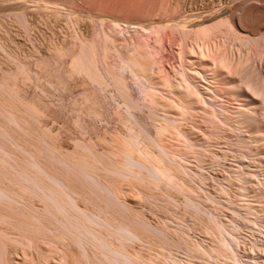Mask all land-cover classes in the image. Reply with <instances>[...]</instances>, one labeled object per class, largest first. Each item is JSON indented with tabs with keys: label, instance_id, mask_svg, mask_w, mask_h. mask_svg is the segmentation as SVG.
I'll return each mask as SVG.
<instances>
[{
	"label": "rangeland",
	"instance_id": "obj_1",
	"mask_svg": "<svg viewBox=\"0 0 264 264\" xmlns=\"http://www.w3.org/2000/svg\"><path fill=\"white\" fill-rule=\"evenodd\" d=\"M184 17L238 59V79L263 90L264 0H0V24L19 52L0 50V264H43L51 250L49 264H264V102L246 84L217 83L220 123L210 122L209 100L197 96L201 108L188 111L175 75ZM47 37L64 40L66 53L49 51ZM144 51H155L147 68L124 67ZM163 125L170 131L159 136ZM174 125L194 137L192 150ZM157 142L188 155L184 181L153 182ZM227 231L239 243L232 259L218 251Z\"/></svg>",
	"mask_w": 264,
	"mask_h": 264
},
{
	"label": "bare ground",
	"instance_id": "obj_2",
	"mask_svg": "<svg viewBox=\"0 0 264 264\" xmlns=\"http://www.w3.org/2000/svg\"><path fill=\"white\" fill-rule=\"evenodd\" d=\"M24 1V0H23ZM27 1V0H26ZM45 1V0H44ZM221 1V0H220ZM224 2H225V0H224ZM38 4V3H37ZM42 5V4H41ZM51 5V4H50ZM184 5V4H183ZM39 6V5H38ZM52 8V7H51ZM57 8V7H56ZM40 11V10H39ZM185 11H187V10H185ZM54 11H52V13H53ZM64 13V12H63ZM54 14V13H53ZM59 16V15H58ZM200 16V15H199ZM204 16V15H203ZM55 17V16H54ZM70 17V16H69ZM198 17V16H197ZM201 17V16H200ZM199 17V18H200ZM57 18V17H56ZM203 18V17H202ZM228 21V20H227ZM68 22V21H67ZM126 22H128V21H126ZM195 22V21H194ZM129 23V22H128ZM130 23H131V21H130ZM219 23V22H218ZM29 24V23H28ZM68 24V23H67ZM71 24H73V23H71ZM132 24V26L133 27H135V29L137 28V24L135 25V23H131ZM194 24V23H193ZM198 24V23H197ZM227 24V23H226ZM4 25V24H3ZM66 25V24H65ZM69 25V24H68ZM111 25H113V28L115 27H117L118 25H121V23H119V22H113V24H111ZM191 24H190V20H189V18L188 17H184V19H181L179 22H178V28H176V29H179V31H181L180 33L182 34V35H180L183 39H180V40H182L181 41V43H179V51H178V54H179V57H180V61H181V63H180V67L178 68L177 66V68H175L176 69V73H175V75L177 76V82L179 81V83L182 85V87L184 86L185 88H186V91L184 92V93H186V97H189V100L188 101H190V107H187V105H185V107L188 109V111L190 112V110L189 109H195V108H198V107H200V103L198 104V101L199 100H197L198 98H197V96L199 97V98H203L204 99V101L203 100H201L202 102V104H203V102H207L208 100L209 101H211L212 103L211 104H213L212 105V107H210L211 109L213 108V111L211 112V121L210 122H214V124H217V123H220L219 121L220 120H223V115H224V109H223V107H225V106H223L222 107V98H220L221 96H219L215 91H213L212 92V88L211 87H213L214 85H216L217 83H225V84H231V85H236V87L239 85V84H243V85H247L248 86V88L250 89L249 91H250V93H252L251 91H253L254 92V96H257V97H259V99L261 98L262 99V101L264 102V88H263V90L261 89H259V90H257L255 87H256V84H258L257 83V80L256 81H251V80H249L247 77H243V78H241V79H238L237 77H236V75H237V73L236 72H238V71H241V69H243V68H240L239 67V64L237 63V60L238 59H236L235 58V56H234V58L236 59V60H234L233 58H231L230 56H232V55H228L227 56V54L226 53H220L218 50H219V48L217 47H213V46H215L214 45V43H213V46L208 42L209 40L206 38V29H208V28H205L203 25L201 26V25H197V26H192L191 28H189V26H190ZM127 26H129L130 27V25H127ZM131 26V27H132ZM217 26V24L215 25V27ZM219 26H220V24H219ZM232 26V25H231ZM119 27V26H118ZM157 27H158V25H157ZM6 28V27H5ZM79 28V27H78ZM119 28H121V27H119ZM128 28V27H127ZM159 28V27H158ZM164 27H162V29H163ZM213 28V27H212ZM224 28V27H223ZM232 28V30H234L235 31V33H237V31H238V29H236L235 27H234V25L231 27ZM110 29V28H109ZM117 29V28H116ZM228 29V28H227ZM117 30H120V29H117ZM116 30V31H117ZM144 30V29H143ZM155 30H157V29H155ZM161 30V29H160ZM213 30V29H212ZM219 30V29H218ZM33 31V30H32ZM43 31V30H42ZM61 31V30H60ZM115 31V32H116ZM128 31V30H127ZM139 31V30H138ZM159 31V30H158ZM164 31V30H163ZM49 32V31H48ZM51 32V31H50ZM63 32H64V30H63ZM62 32V33H63ZM65 32H66V30H65ZM161 32V31H160ZM165 32V31H164ZM218 32V31H217ZM36 33V32H35ZM42 33V32H41ZM54 33V32H53ZM78 33H79V35H80V39H82V42H84V40L86 39V37H84V33L81 31V29L79 28V31H78ZM112 33H114V32H112ZM117 33V32H116ZM148 33V32H147ZM230 33V32H229ZM232 33H234V32H232ZM231 33V34H232ZM234 33V34H235ZM244 33V32H243ZM10 34V33H9ZM36 34H38V33H36ZM51 34V33H50ZM55 34V33H54ZM53 34V35H54ZM70 34V33H69ZM118 34H121V30H120V32L118 33ZM158 34V33H157ZM233 34V35H234ZM238 34H239V32H238ZM248 34V33H247ZM17 35V34H16ZM41 35V34H40ZM48 35V34H47ZM52 35V34H51ZM73 35V34H72ZM98 35V34H97ZM115 35V34H114ZM140 35V34H139ZM138 35V36H139ZM242 35V34H241ZM19 36V35H18ZM70 36H71V34H70ZM75 36V35H74ZM74 36H73V38H74ZM94 36V35H93ZM177 36V35H176ZM208 36H209V34H208ZM239 37L237 34L236 35H234V39L236 38L237 39V37ZM245 36V35H244ZM49 37V36H48ZM48 37H47V40L50 42V43H46V45L48 44V48H50V50L49 51H51L52 50V52L54 51V52H56V53H61V52H64L63 50L65 49V43H64V40H62V41H57V39H56V41H54V39H48ZM52 37V36H51ZM60 37V36H59ZM120 37V36H119ZM128 37V36H127ZM209 37H211V36H209ZM220 37V36H219ZM221 37H222V35H221ZM241 37V36H240ZM251 37V36H250ZM34 38V37H33ZM55 38V37H54ZM89 38V37H88ZM114 38H116V37H114ZM212 39H213V37H211ZM210 38V39H211ZM226 38V37H225ZM252 38V37H251ZM11 38H10V36L7 34V32H4L3 31V26H2V24H0V50L2 49H4L3 51H5V49H7L9 52H11V54L13 53L15 56H17V54L19 53V52H17V50H16V46H14L13 45V43H15L13 40H10ZM46 39V38H45ZM80 39H79V41H80ZM112 39H113V36H112ZM126 39V38H125ZM129 39V38H128ZM207 39V40H206ZM216 39V38H215ZM226 39H228V38H226ZM247 38H245V39H241L242 41H244V40H246ZM249 39V38H248ZM258 39V38H257ZM36 40V39H35ZM116 40H117V38H116ZM222 40V39H221ZM240 40V39H239ZM252 40H253V38H252ZM251 40V41H252ZM259 40V39H258ZM12 41H13V43H12ZM34 41V40H33ZM44 41V40H43ZM88 41H90V40H88ZM127 41V40H126ZM125 41V42H126ZM148 41V40H147ZM211 41V40H210ZM234 41V40H233ZM248 40H246V42H247ZM255 41V40H254ZM263 41V40H262ZM35 42V41H34ZM86 42V41H85ZM85 42L83 43V46H86L85 45ZM94 42V41H93ZM124 42V41H123ZM128 42V41H127ZM133 42V41H132ZM178 42H179V40H178ZM259 42V41H258ZM37 43V42H36ZM76 43V42H75ZM226 43V42H225ZM250 43V42H249ZM249 43H247V44H249ZM254 43V42H253ZM16 44H18V43H16ZM31 45H32V43H30ZM146 44H147V42H146ZM150 44L151 45H153V47H154V44H156V43H154V44H152L151 42H150ZM149 44V45H150ZM177 44V43H176ZM229 44V43H228ZM235 44H236V42H235ZM258 44H260V43H258ZM257 44V45H258ZM24 45H25V43H24ZM27 45V44H26ZM23 46V45H22ZM29 46V45H28ZM27 46V47H28ZM89 46V45H88ZM91 46V45H90ZM94 46V45H93ZM141 46V45H140ZM157 46V45H156ZM242 46V45H241ZM261 46V45H260ZM17 47H18V45H17ZM36 48L34 49L33 47V49H32V51L31 52H33L34 53V51L33 50H37V47L38 46H35ZM262 47V46H261ZM260 47V48H261ZM20 48V47H19ZM26 48V47H25ZM163 48V47H162ZM224 48V47H223ZM259 48V49H260ZM262 48H264V47H262ZM29 49H31V48H29ZM86 49V48H85ZM139 49V48H138ZM161 49V48H160ZM165 49V48H164ZM220 49H221V47H220ZM227 49V48H226ZM19 50V49H18ZM23 50V49H22ZM39 50V49H38ZM46 50H48V49H46ZM83 50H84V48H83ZM120 50H122V49H120ZM125 50V49H124ZM135 50V49H134ZM142 50H143V48H142ZM25 51V50H24ZM30 51V50H29ZM29 51H25L26 53H28ZM88 50H84V52H83V54L85 53V52H87ZM119 51V50H118ZM133 51V50H132ZM139 51H140V49H139ZM138 51V52H139ZM156 51V50H155ZM154 51V52H155ZM165 51V50H164ZM30 52V53H31ZM37 52V51H36ZM35 52V53H36ZM70 52V51H69ZM117 52V51H116ZM146 51H144L143 53L142 52H140V53H142L143 54V58L142 59H138V58H135L136 56H134L135 54L133 53V56H129L128 58H126V62L124 63L125 65H124V67H126L127 69H131V68H133V66L135 67V65L136 64H141L142 66H149V64H151V63H149L150 62V60L151 59H153L154 57L152 56V53H154V52H152L151 53V51L149 52V53H145ZM223 52H225V51H223ZM254 52V51H253ZM5 53V52H4ZM7 53V52H6ZM24 53V52H23ZM25 53V54H26ZM64 53H66V52H64ZM115 53V52H114ZM118 53V52H117ZM116 53V54H117ZM219 53V54H218ZM264 53V52H263ZM11 54H9V55H11ZM21 54H22V52H21ZM40 54V53H39ZM55 54V53H54ZM78 54V53H77ZM87 55H89L90 57H91V59H94L95 58V54H94V51H92V49H91V47L89 48V51L86 53ZM120 54V51H119V53L117 54V55H119ZM157 54V53H156ZM163 54V53H162ZM14 55H12V56H14ZM32 55V54H31ZM30 55V56H31ZM48 55V54H47ZM74 55V54H73ZM81 55H82V53H81ZM114 55V54H113ZM120 55H122V54H120ZM126 55V54H125ZM132 55V54H131ZM154 56H155V54H153ZM159 55V54H158ZM157 55V56H158ZM246 55V54H245ZM25 56V55H24ZM27 56V55H26ZM29 56V55H28ZM68 56V55H67ZM77 56V55H76ZM82 56H84V55H82ZM81 56V57H82ZM86 56V55H85ZM116 56V55H115ZM114 56V57H115ZM123 56V55H122ZM8 57V56H7ZM21 57V56H20ZM33 57V56H32ZM58 57V56H57ZM124 57V56H123ZM207 57H209L208 59H210L211 61L209 62V63H207ZM233 57V56H232ZM28 58V57H27ZM1 59H3V58H1ZM0 59V60H1ZM40 59V58H39ZM61 59V58H60ZM84 59V58H83ZM88 59H89V57H88ZM90 59V60H91ZM55 60H57V59H55ZM78 60V59H77ZM82 60V59H81ZM116 60V59H115ZM120 60H121V58H120ZM158 60V59H157ZM14 61V60H13ZM91 61H93V60H91ZM121 61H123V60H121ZM120 61V62H121ZM153 61V60H152ZM156 61V60H155ZM155 61H154V63H155ZM10 62H12V61H10ZM33 62H35V61H33ZM78 63V62H77ZM79 63H80V61H79ZM92 63V62H91ZM113 63V62H112ZM122 63V62H121ZM121 63H120V65H121ZM8 64V63H7ZM19 64V63H18ZM23 64V63H22ZM31 64V63H30ZM84 64V63H83ZM156 64V63H155ZM39 65V64H38ZM81 65V64H80ZM85 65V64H84ZM97 65V64H96ZM115 65V64H114ZM159 65V64H158ZM23 66H24V64H23ZM145 66V68H147ZM37 67V66H36ZM96 67V66H95ZM158 67V66H157ZM20 68V67H19ZM123 68V67H122ZM140 68V67H139ZM145 68H143L144 70H145ZM159 68V67H158ZM240 68V69H239ZM23 69H24V67H23ZM27 69V68H26ZM138 69V68H137ZM148 69H149V67H148ZM147 69V70H148ZM163 69V68H162ZM173 69V68H172ZM174 69V70H175ZM134 69H132V71H133ZM125 71V70H124ZM159 71V70H158ZM157 71V72H158ZM23 72V71H22ZM58 72V71H57ZM127 72V71H126ZM135 72V71H134ZM136 73V72H135ZM43 74V73H42ZM48 74V73H47ZM83 74V73H82ZM101 74V73H100ZM80 75V74H79ZM132 76H134L133 75V73H132ZM142 76V75H141ZM22 77V76H21ZM31 77V76H30ZM51 78V77H50ZM24 79V78H23ZM30 79V78H29ZM40 79V78H39ZM167 79V78H166ZM175 79V78H174ZM49 80V79H48ZM63 80V79H62ZM95 80V79H94ZM54 81V80H53ZM172 81V80H171ZM175 81V80H174ZM262 81V80H261ZM260 81V83L261 84H263L264 85V81H262L261 82ZM173 83V82H172ZM35 84V83H34ZM48 84H50V83H48ZM238 84V85H237ZM260 84V85H261ZM128 85V84H127ZM126 85V86H127ZM179 85V84H178ZM218 85V84H217ZM220 85V84H219ZM262 85V86H263ZM222 86V85H221ZM1 87V86H0ZM39 87V86H38ZM129 87V86H128ZM147 87V86H146ZM152 87V86H151ZM240 87V86H239ZM222 88V87H221ZM142 89V88H141ZM144 89V88H143ZM148 88H145V91L147 90ZM153 90H154V88H152ZM184 89V88H183ZM247 89V88H246ZM185 90V89H184ZM221 90V89H220ZM256 90V91H255ZM13 91V90H12ZM150 91H152V90H150ZM156 90H154V92H155ZM39 92V91H38ZM143 92H144V90H143ZM153 92V93H154ZM145 94H147V95H149L148 97H150V94L149 93H146V92H144ZM143 93V94H144ZM152 93V94H153ZM204 93L206 94V93H208V95L207 96H205L204 95ZM144 94V95H145ZM156 94V93H155ZM142 95V94H141ZM146 95V96H147ZM200 95H202V96H204V97H201ZM30 96V95H29ZM145 96V97H146ZM152 96V95H151ZM154 96V95H153ZM252 96H253V93H252ZM144 97V96H143ZM155 97H157V95L155 96ZM257 97H255V98H257ZM190 98H191V100H192V102H191V100H190ZM148 99V98H147ZM151 100H152V98H150ZM17 100V99H16ZM144 100V99H143ZM155 100V99H154ZM154 100H152V101H154ZM184 100H186V99H184ZM150 101V100H149ZM187 101V102H188ZM221 101V102H220ZM182 102H184V101H182ZM181 102V103H182ZM262 102V103H263ZM154 103V102H153ZM184 103H186V101L184 102ZM208 103V102H207ZM206 103V104H207ZM25 104V103H24ZM183 104V103H182ZM188 104V103H187ZM205 104V105H206ZM188 105V106H189ZM204 105V106H205ZM208 105V104H207ZM182 106V105H181ZM184 106V105H183ZM208 106H206V108H207ZM27 108V107H26ZM201 108V107H200ZM206 108H204V110L206 109ZM244 109V108H243ZM26 110V109H25ZM197 110V109H196ZM208 110V109H207ZM18 111V110H17ZM187 111V112H188ZM180 112H181V110H180ZM186 112V113H187ZM209 112V111H208ZM227 113V112H226ZM15 114V113H14ZM182 114L184 115L185 114V110L182 112ZM188 114V113H187ZM205 114H206V112H205ZM208 114H210V113H208ZM207 114V115H208ZM227 115V114H226ZM182 118H183V116H182ZM186 118V117H185ZM209 118V117H208ZM245 119V118H244ZM248 119V118H247ZM222 122V121H221ZM223 123V122H222ZM225 124V123H224ZM227 124V123H226ZM166 125V124H165ZM169 125V124H168ZM219 125V124H218ZM178 126V125H177ZM212 126V125H211ZM214 126V125H213ZM212 126V127H213ZM217 126V125H216ZM162 127H164V125L162 126ZM172 127V126H171ZM174 127L175 128H178L177 130L176 129H174V131L176 130V131H178L179 133L177 134L176 133V131H175V133H176V135L178 136V135H180V137L183 139V143H188L187 144V146H189V149L190 150H192V147H194V145H195V139H194V137L189 133V132H187L186 131V129H184V127L182 128V126H180L179 125V127H176V125H174ZM215 128V127H214ZM217 128V127H216ZM219 128V127H218ZM161 131H159L158 133V135L160 136V135H163L164 136V134L166 133L165 131L166 130H168V132L170 131V129H167V127H164L163 129L161 128L160 129ZM172 130V129H171ZM214 130H216V129H214ZM218 131H219V129H218ZM133 131H131V133H132ZM165 132V133H164ZM129 134H130V132H129ZM133 135V134H132ZM157 135V134H156ZM214 135V134H213ZM134 137H136V136H133V138ZM179 137V138H180ZM132 137H131V139H133ZM137 138V140H135V139H133V141H131L132 143L134 142V144H135V146H137L138 148H137V150L138 149H141L143 152H141V155L143 154H145L146 153V155L148 154L149 156H151V153H150V149H148V147L146 146V145H144L142 142H141V138L139 139L138 138V136L136 137ZM144 138V137H143ZM159 138V141H160V137H158ZM139 139V140H138ZM135 140V141H134ZM144 139H142V141H143ZM158 140V139H157ZM162 141H164V139L162 140ZM162 141H160V143L162 142ZM197 141V140H196ZM130 142V143H131ZM147 143V142H146ZM158 143V142H157ZM185 143V144H186ZM134 144H132V145H134ZM159 144V143H158ZM128 146V145H127ZM130 146V145H129ZM163 147L162 149L163 150H165L166 151V154H168L167 156L169 157L168 158V160H170V161H164V158H163V156L164 157H167L166 156V154L163 152V150L161 149V151L159 152V153H161V156H159V154H158V156H155L156 154H154V156H153V158H154V161H155V163L154 164H156V167L154 168V170H156L157 172V176L159 175V177H155L154 176V178H152V180H153V182L155 181V182H160V181H162V180H166V181H172V180H174V178L176 177H178V178H181L180 180L181 181H184L185 179H184V176L185 175H189L188 173H190V170H188L190 167L188 166V165H190L189 164V157H188V155H186V153H182V152H180V150H179V152H177L176 150H171V149H167V147L168 146H166V144H159V147ZM187 146L185 147L186 148V150H187ZM131 147V146H130ZM198 147V146H197ZM135 148V150H136V147H134ZM133 148V149H134ZM129 150H130V148H128ZM188 149V151H190ZM126 150V149H125ZM135 150H133V152L135 151ZM128 152H130V151H128ZM139 152V151H138ZM155 153V152H154ZM163 153V154H162ZM132 154V153H131ZM165 154V155H164ZM142 155V156H143ZM145 155V156H146ZM163 155V156H162ZM129 156H131V155H128V157ZM145 156H143L144 158H145ZM191 156H193V155H191ZM147 157V156H146ZM131 158V157H130ZM131 159H134V158H131ZM166 159V158H165ZM146 160V159H145ZM148 160H150L149 159V157H148ZM152 160V159H151ZM150 160V162H151V165L153 166V164H152V161ZM167 160V159H166ZM138 161V160H137ZM172 161V162H171ZM141 162V161H140ZM129 163V162H128ZM136 164V163H135ZM135 164H133L132 163V165L131 166H136ZM140 165H142V164H140ZM133 169H134V171L135 172H137L138 174L137 175H134L135 177L134 178H137V177H139L140 178V176L142 177V178H140V179H145V176L143 175V171L141 170V168H139V169H136V168H134V167H132ZM243 170V169H242ZM133 172V171H132ZM192 172V171H191ZM145 173V172H144ZM133 174H135V173H133ZM191 174V173H190ZM253 174H255V173H253ZM132 175V174H131ZM140 175V176H139ZM133 176V175H132ZM147 176V175H146ZM148 177V176H147ZM149 177H150V175H149ZM151 177H153V176H151ZM150 177V178H151ZM257 179H258V177H257ZM146 180V179H145ZM179 180V181H180ZM259 180V179H258ZM139 181V180H138ZM146 181H149V179H147ZM175 181H177L176 179H175ZM259 181H261V180H259ZM162 182H164V181H162ZM166 183V182H165ZM177 183H178V181H177ZM179 183H181V182H179ZM178 183V184H179ZM260 183V182H259ZM258 183V184H259ZM261 183H262V181H261ZM264 183V182H263ZM183 184V183H182ZM181 184V185H182ZM185 184V183H184ZM264 185V184H263ZM262 185V186H263ZM183 186V185H182ZM184 187H186L185 185H184ZM189 187V186H188ZM2 198V197H1ZM84 211V210H83ZM83 213H85V212H83ZM81 216V215H80ZM99 230V229H98ZM226 232V231H225ZM227 233L229 234V236L230 237H228V236H226L225 234H224V232H223V240H222V242H221V245H220V249L218 250V249H216V248H214L215 250H218L219 251V253L221 252L226 258H228V259H232V256L229 254L230 252H231V250L233 249V243H235L236 244V246L239 244L238 243V238L236 237V236H234L230 231H227ZM133 235H135V234H133ZM135 236H137V235H135ZM138 237V236H137ZM49 238V237H48ZM39 245V244H38ZM122 245V244H121ZM125 245V244H124ZM123 245V246H124ZM108 246H110V245H108ZM126 248V247H125ZM192 248V247H191ZM203 248V251L205 252H208V254L209 255H212V251H208L206 248H204V247H202ZM113 249V248H112ZM194 250L193 251H199V246H196L195 248H193ZM190 250V249H189ZM192 250V249H191ZM212 250V249H211ZM50 251V250H49ZM116 251V250H115ZM120 252V251H119ZM216 252V251H215ZM41 255H42V253H40ZM43 254H45V253H43ZM125 254V253H124ZM52 257V250H51V252L50 253H47V254H45V255H42V262H43V264L44 263H46V264H49V262H50V258ZM64 257V256H63ZM39 258V257H38ZM153 260H155V259H153ZM174 260V259H173ZM65 261H67V260H65ZM159 262H160V260H159ZM171 262H173V261H171ZM175 263L174 264H179L178 263V261L175 259V261H174ZM41 263V262H40ZM51 263V262H50ZM42 264V263H41ZM113 264V263H112ZM154 264V263H153ZM159 264V263H158ZM185 264V263H184ZM190 264V263H189Z\"/></svg>",
	"mask_w": 264,
	"mask_h": 264
}]
</instances>
